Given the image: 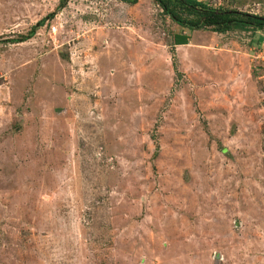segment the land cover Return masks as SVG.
Masks as SVG:
<instances>
[{"label": "rangeland", "instance_id": "374dc122", "mask_svg": "<svg viewBox=\"0 0 264 264\" xmlns=\"http://www.w3.org/2000/svg\"><path fill=\"white\" fill-rule=\"evenodd\" d=\"M176 28L155 0H0V264H264V28L197 30L182 63Z\"/></svg>", "mask_w": 264, "mask_h": 264}, {"label": "trees", "instance_id": "16d2710c", "mask_svg": "<svg viewBox=\"0 0 264 264\" xmlns=\"http://www.w3.org/2000/svg\"><path fill=\"white\" fill-rule=\"evenodd\" d=\"M129 5H133L137 0H119ZM157 6L161 11L167 15L171 21H173L177 26L185 28L189 31L200 30L202 28L213 27L218 31H226L231 28L239 29H251L260 30L264 28V18L252 14L237 12L236 10H220L212 9L207 7L200 0H155ZM174 5L181 9H185L189 15L193 18H180L176 13ZM60 7V6H59ZM53 14H49L47 18L52 17ZM45 18V19H47ZM38 22L39 27L42 25L43 21ZM34 28L24 36H20L11 42L21 43L32 37Z\"/></svg>", "mask_w": 264, "mask_h": 264}, {"label": "crops", "instance_id": "0c3cea01", "mask_svg": "<svg viewBox=\"0 0 264 264\" xmlns=\"http://www.w3.org/2000/svg\"><path fill=\"white\" fill-rule=\"evenodd\" d=\"M177 27L178 28H176L174 31H172L171 33H169L170 40L168 41V47L171 50L173 56L176 57L179 62H181L179 60V56H178L179 49H181L184 52H186V60L188 61V58L190 60L196 54H198V51H199V50H197L198 49L197 48V42H198L197 35H198V31L197 30H195V31H189V30H187L185 28H181L179 26H177ZM193 54H194V56H193ZM73 85H75V83ZM75 88H76V86H75ZM79 99H80V97H79L78 93L73 90V105Z\"/></svg>", "mask_w": 264, "mask_h": 264}, {"label": "built area", "instance_id": "2783aa9c", "mask_svg": "<svg viewBox=\"0 0 264 264\" xmlns=\"http://www.w3.org/2000/svg\"><path fill=\"white\" fill-rule=\"evenodd\" d=\"M54 30H55L54 27H51V28H50V31H51V32H54Z\"/></svg>", "mask_w": 264, "mask_h": 264}]
</instances>
